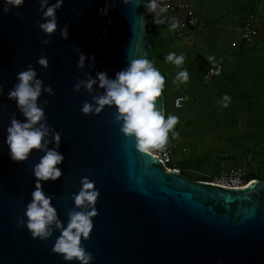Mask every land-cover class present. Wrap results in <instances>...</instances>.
Wrapping results in <instances>:
<instances>
[{
    "label": "water",
    "instance_id": "obj_1",
    "mask_svg": "<svg viewBox=\"0 0 264 264\" xmlns=\"http://www.w3.org/2000/svg\"><path fill=\"white\" fill-rule=\"evenodd\" d=\"M105 4L65 0L57 16L60 28L68 25L66 39L59 31L50 37L41 32L39 0H26L8 14L0 5V264H80L53 253L59 231L42 241L18 223L35 188L31 169L43 153L33 150L27 162L10 158L7 128L13 113L25 118L8 91L18 82L17 73L30 64L55 93L43 92L39 102L48 101L47 120L62 133L60 151L65 156L57 166L62 177L45 182V192L53 196L65 225L82 177L92 179L101 193L93 233L82 241L95 256L93 264H264V181L241 188L193 181L137 149L115 122L114 107L106 106L100 114L81 111L93 94L74 90L78 78L95 77L97 71L114 77L140 58L156 67L144 0L138 6L117 0L101 16ZM44 38L51 42L44 44ZM80 52L88 57L83 69L77 67ZM41 55L49 60L47 69L37 63ZM95 87L96 94L103 91ZM158 107L166 113L163 93Z\"/></svg>",
    "mask_w": 264,
    "mask_h": 264
},
{
    "label": "clouds",
    "instance_id": "obj_2",
    "mask_svg": "<svg viewBox=\"0 0 264 264\" xmlns=\"http://www.w3.org/2000/svg\"><path fill=\"white\" fill-rule=\"evenodd\" d=\"M26 0H0L2 10L5 14L12 12L13 8L19 10L25 5ZM65 0H39L42 22L37 21L41 32L47 37L59 31L63 38L69 36L68 25L59 27L57 12L61 10ZM145 7L149 13L154 14L153 22L157 25L170 19V28L177 29L180 20L175 16L161 18L171 5H162L158 0H144ZM125 5L137 6L141 0H123ZM117 0H106L103 8L99 9L101 16H106ZM21 15L19 11L16 13ZM110 23V21H109ZM105 35L107 30L105 29ZM48 38L43 39L44 44H49ZM95 63V54L92 55ZM206 59L216 64L214 56ZM88 57L80 52L77 67L85 68ZM165 60L177 66L183 65L185 56L170 52ZM37 63L45 69L49 66L47 56L41 55ZM217 74L220 69H212ZM189 72L186 68L176 73L174 83L187 82ZM17 83L8 91V98L15 101L20 113L25 118L21 120L13 113L11 123L7 128L6 144L9 148V156L14 162L29 161L33 150L43 155L39 162L31 169L35 176V188L31 193L24 215L19 218V226L27 227L33 239L47 241L51 239L56 231L60 235L56 237L52 246L55 254L63 256L65 261H79L80 264H93L95 256L87 251L82 241L91 237L94 229V217L98 215L97 202L101 196L95 182L88 176L80 180L81 188L72 194L75 207L68 211L67 223L60 218L57 208L53 204V196L44 190V183L57 181L63 171L58 165L65 161L64 154L60 151L62 144V133L54 129L47 120L44 105L40 104L43 92L54 95L51 85L45 86L43 79L38 77L34 65H28L26 69L17 73ZM103 91L96 94V87ZM165 85V76L156 68L152 61L147 58L133 59L125 68L118 71L114 77H110L107 71H97L95 77L87 74L85 79H77L74 90L79 92L82 88L92 95L91 101L85 100L81 106L84 114H100L106 106L114 107L115 122L120 125V131L129 139L135 141L137 149L149 152L161 148L169 139V132L173 138H179L180 133L173 131L179 117L176 115H165L158 107V98L162 96ZM4 93V85L0 84V95ZM189 97H180L176 100V106L180 107L181 100ZM231 97L224 95V107L228 106ZM7 107L6 105L4 106ZM25 217L27 218L25 220Z\"/></svg>",
    "mask_w": 264,
    "mask_h": 264
},
{
    "label": "rangeland",
    "instance_id": "obj_3",
    "mask_svg": "<svg viewBox=\"0 0 264 264\" xmlns=\"http://www.w3.org/2000/svg\"><path fill=\"white\" fill-rule=\"evenodd\" d=\"M200 26L177 39L171 30L155 35L156 61L165 76L166 117L176 115L173 129L180 133L167 145L172 162L192 180L218 183L223 175L240 172L245 180L251 174L264 176V0H190ZM251 13L262 24L253 44L246 47L239 29ZM175 52L183 54V65L165 60ZM214 56L223 75L209 84L204 73L214 66L206 57ZM183 68L189 80L174 83ZM231 97L224 107L223 97ZM189 97L182 107L175 100Z\"/></svg>",
    "mask_w": 264,
    "mask_h": 264
},
{
    "label": "built area",
    "instance_id": "obj_4",
    "mask_svg": "<svg viewBox=\"0 0 264 264\" xmlns=\"http://www.w3.org/2000/svg\"><path fill=\"white\" fill-rule=\"evenodd\" d=\"M158 3L162 5H171L166 13L161 14V18L163 19L164 17L170 18L172 16H175L180 20V26L177 29L172 30L170 28V19H166L162 24H155L153 22L154 14L149 13L145 7L146 18L148 21L147 32L149 31L153 35H158L159 33H161V31L169 29L177 39H184L189 32L196 30L200 26V18L193 9V5L190 0H158ZM261 24L262 21L258 13H251L248 17H246L245 21L242 23V26L239 29L241 42L246 45L253 44L256 35L261 27ZM217 67L220 69L218 74L215 71H211L212 69H215ZM222 73L223 67L221 65L211 66L204 73L203 81L205 84H209L215 78L220 77ZM180 103V107H182L184 100L182 99ZM149 153L157 157L170 171L176 170L169 167L170 163L172 162V155L167 143L161 148L149 151ZM249 183L251 182H246L245 178L240 172H236L230 175L221 176L218 183L213 184L228 188H241L246 187Z\"/></svg>",
    "mask_w": 264,
    "mask_h": 264
},
{
    "label": "trees",
    "instance_id": "obj_5",
    "mask_svg": "<svg viewBox=\"0 0 264 264\" xmlns=\"http://www.w3.org/2000/svg\"><path fill=\"white\" fill-rule=\"evenodd\" d=\"M148 34V37H149V40H150V44L152 46V49H153V53H154V56L156 57V51H155V46L153 45V41L155 40V35H153L152 33H150L149 31L147 32ZM246 47H249V45H246ZM156 59V58H155ZM156 68H158L161 72V67L159 65V63L156 61ZM224 73V72H223ZM223 75V74H222ZM221 77V76H220ZM163 94L165 96V103L167 102V99H166V92H165V88L163 89ZM189 178V177H188ZM191 179V178H189ZM192 180V179H191ZM254 180H260V181H264V176H259V175H255V174H251L249 175V177L246 179V182H251V181H254ZM194 181V180H193ZM195 181H200V182H207V183H211L210 180H206V179H202V180H195Z\"/></svg>",
    "mask_w": 264,
    "mask_h": 264
}]
</instances>
